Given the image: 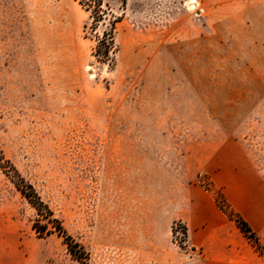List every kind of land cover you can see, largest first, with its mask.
<instances>
[{"label":"rangeland","instance_id":"rangeland-1","mask_svg":"<svg viewBox=\"0 0 264 264\" xmlns=\"http://www.w3.org/2000/svg\"><path fill=\"white\" fill-rule=\"evenodd\" d=\"M188 1L115 3L102 61L75 1L0 0V157L77 254L0 167V264H185L193 198L247 218L264 260V0Z\"/></svg>","mask_w":264,"mask_h":264},{"label":"trees","instance_id":"trees-1","mask_svg":"<svg viewBox=\"0 0 264 264\" xmlns=\"http://www.w3.org/2000/svg\"><path fill=\"white\" fill-rule=\"evenodd\" d=\"M87 14V20L83 25V31L97 37L94 56L98 60L110 61L111 53L115 51L114 32L116 24L122 19L123 14L115 11V3L124 7L127 0H73ZM102 29L100 30V27ZM0 167L3 172L10 177L19 193L36 211L37 218L32 222V229L40 236L56 233L62 236L66 243L70 246V250L74 253L72 239L65 231L61 220L56 217L47 203H45L35 188L27 180L22 177L11 163L0 157ZM220 209L230 218L233 219L239 230L253 244L255 250L262 254V247L258 243L255 232L249 223L237 212L228 209L225 205H219ZM85 254V253H83ZM77 255V254H75ZM81 257V256H80ZM86 257V256H83Z\"/></svg>","mask_w":264,"mask_h":264},{"label":"crops","instance_id":"crops-1","mask_svg":"<svg viewBox=\"0 0 264 264\" xmlns=\"http://www.w3.org/2000/svg\"><path fill=\"white\" fill-rule=\"evenodd\" d=\"M188 4L196 5L194 0ZM183 214L188 253L185 264H264L248 238L239 228L230 224V219L216 205L213 198L206 199L209 214L192 209ZM258 232L252 223L245 218Z\"/></svg>","mask_w":264,"mask_h":264},{"label":"water","instance_id":"water-1","mask_svg":"<svg viewBox=\"0 0 264 264\" xmlns=\"http://www.w3.org/2000/svg\"><path fill=\"white\" fill-rule=\"evenodd\" d=\"M190 7H191V8H194V7H195V5H194V4H190Z\"/></svg>","mask_w":264,"mask_h":264}]
</instances>
